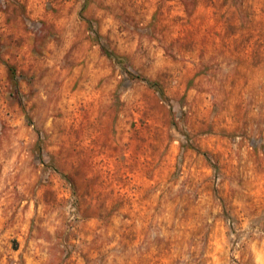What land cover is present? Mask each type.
Segmentation results:
<instances>
[{
	"label": "rangeland",
	"instance_id": "1",
	"mask_svg": "<svg viewBox=\"0 0 264 264\" xmlns=\"http://www.w3.org/2000/svg\"><path fill=\"white\" fill-rule=\"evenodd\" d=\"M0 264H264V0H0Z\"/></svg>",
	"mask_w": 264,
	"mask_h": 264
},
{
	"label": "trees",
	"instance_id": "2",
	"mask_svg": "<svg viewBox=\"0 0 264 264\" xmlns=\"http://www.w3.org/2000/svg\"><path fill=\"white\" fill-rule=\"evenodd\" d=\"M90 26L92 28V24L90 23ZM104 52H105V55L114 60L118 65H121V66H124L126 64V59L125 58H122V57H118L116 55H114L111 51H109L108 49H104ZM137 79H141L143 81H145L150 87L156 89L162 96H164V93L159 85V83L157 82H152L146 78H143L141 76H136Z\"/></svg>",
	"mask_w": 264,
	"mask_h": 264
}]
</instances>
